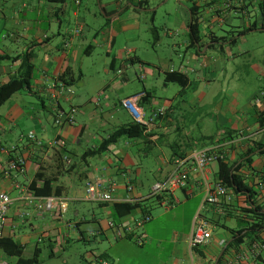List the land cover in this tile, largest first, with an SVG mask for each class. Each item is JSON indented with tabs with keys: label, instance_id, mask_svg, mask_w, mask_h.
I'll return each mask as SVG.
<instances>
[{
	"label": "crops",
	"instance_id": "obj_1",
	"mask_svg": "<svg viewBox=\"0 0 264 264\" xmlns=\"http://www.w3.org/2000/svg\"><path fill=\"white\" fill-rule=\"evenodd\" d=\"M145 1L149 4H163L167 0ZM178 1L181 9L178 22L185 30L179 43L182 52L179 55L178 67L170 64L163 69L158 68L155 72H162L165 77L167 71H177L185 76L187 79L183 85L178 83L181 87L178 94L185 97L194 110L207 108L208 119L214 123V129L201 134L199 138L203 141L199 144L192 142V137L187 135L184 127L173 124L172 105L157 104L152 90L145 87L118 98L112 111L118 115L120 124L107 130L104 136L86 138V124L77 126L75 117L72 125H56L54 114L58 109L65 110L63 103L69 104V110L75 107L71 104L72 94L68 85L64 84L62 91L57 90L60 82L58 76L66 69L80 73V65L76 67L74 64L80 53L88 54L92 46L90 44L84 47L81 40L84 21L77 15L76 10H72L80 31H75V34L68 33L63 39H58L62 17L68 13L66 1L57 3L47 0H0V85L20 74L26 59L32 64L29 87L14 92L0 106V193H6L11 198L5 222L0 227V237H10L19 244L22 251L18 257L6 254L0 248V262L25 264L19 259L28 260L37 256V261L32 264H38L42 244L47 243L51 248L50 254L53 255L51 246L55 243L61 244L60 239L65 243L72 237L85 241L93 234L98 235L102 247V250L93 252L89 257L93 264H100V259L108 264H222L224 257L217 261L232 240L233 233L244 226L249 218L247 213L240 210L249 203L247 195L234 194L229 189V199H221L216 205L203 204V186L199 178L192 173L184 188L162 194L164 196L161 200L156 201L161 208L154 211V214L142 202L140 206L120 216L117 214L122 208L116 211L113 207L115 202L92 201L85 196L86 183L90 181L98 184V188L103 191L113 184V194L117 199L127 195L144 199L149 197V193L147 196L134 194L132 179L123 176L128 166L141 163L140 157L147 158L155 150L162 156L164 167L159 168L160 177L154 182L156 183L172 169L177 157L225 142L243 133L246 139L226 148L224 158L235 166L242 161L241 153L249 147H257V144L263 143L246 156H250L251 161L238 169V173L255 191L252 199L256 203L260 202L259 185L264 184L260 180L261 176H264V156L260 155L264 153V127L259 124V113L264 109V101L259 102L258 95L260 90H264V64L254 77L253 83L248 84L244 78L235 76L238 68L227 66L222 56L232 59L234 55L229 52L230 45L238 38L244 37L246 32L264 31L260 28L264 23V0H193L199 9L198 23L201 30V38L193 49L188 48L187 34L189 6L192 1ZM73 2L78 5L81 0ZM130 8L139 9L132 6L128 0H112L102 5V14L105 19H116L125 26L129 19L121 18ZM252 22L256 23V29L241 32ZM108 31L115 34L111 29ZM104 36L106 38V35ZM216 36L225 38L213 39ZM246 52V49H241L240 57L246 56ZM113 56L114 65L110 67L108 64V68L115 69L117 74L122 73V67L137 60L131 50ZM140 76L139 78L143 79L144 76ZM125 80L122 78L123 82ZM26 93L37 98L43 110L42 114L37 111L36 103L23 98L27 97ZM141 93H148L147 98L143 101L138 97L136 103L146 116L159 106L166 107V111L152 124L151 131L138 137L126 136L121 144H117V140L109 145L106 151L90 154L89 150L96 148L117 127L134 121L129 111L121 105V101L125 97ZM87 107V103L78 105L77 112ZM47 110L50 111L49 117L46 113L44 115ZM20 123L30 127L27 133L14 129ZM175 131L179 133V137L169 143ZM29 132L35 133V140L28 139ZM54 138L64 139L65 146H49L48 143ZM2 140L5 143H2ZM7 140L11 142L7 143ZM82 144H85V147H82ZM161 146H168L170 153L163 152ZM64 156L67 159H64ZM16 157L25 159L23 173L7 170L8 162ZM216 171L217 163L215 166L210 164V179L216 178ZM45 181L49 182L52 191L51 195L47 196L56 198V205L50 211L44 208L43 198L47 196L34 193V188H40ZM30 199H33L32 203H29ZM60 200L67 204L65 212H61L59 208ZM70 202L74 203L73 218L63 221V214L69 210ZM82 202L95 203L102 216L97 217L92 211L88 220ZM201 211H207L211 217L202 215ZM145 213H149L151 218L136 226V222L141 220ZM222 215L226 220L234 218L237 225L230 227L221 223ZM167 221H172V224H185L181 230L170 226L171 236L165 237ZM110 222L115 225L110 226ZM199 223L211 232V238L207 243L192 248L189 244L190 234ZM121 225L128 226L129 230L126 235L117 236V228ZM219 228L221 229L216 230ZM135 237H141L143 242L138 244ZM232 246L234 245L228 247ZM228 252L227 249L224 255ZM63 263L67 264L68 261L64 260ZM73 264L81 263L75 261Z\"/></svg>",
	"mask_w": 264,
	"mask_h": 264
},
{
	"label": "rangeland",
	"instance_id": "obj_2",
	"mask_svg": "<svg viewBox=\"0 0 264 264\" xmlns=\"http://www.w3.org/2000/svg\"><path fill=\"white\" fill-rule=\"evenodd\" d=\"M109 1L112 0H81L80 4L75 5L73 0H66L68 13L62 17V27L57 38L63 39L68 33L75 34L78 26L76 18L72 15V10H76L77 15L84 21L83 32L81 33L83 45L85 47L92 44L90 52L88 54L81 52L76 64H74L76 67L80 65L82 73L80 72L79 80L68 85L72 94L71 104L75 106L73 117H75L77 126L86 124V138L96 135L104 136L107 130L120 124L121 120L118 115L112 111L118 98L125 93L142 90L145 87L152 90L157 104L172 105L173 124L184 127L183 130L188 132L189 137H192L194 144L201 143L203 140L199 136L214 129V123L208 119L207 108L194 110L193 107H190L188 100L178 94L181 88L178 83L165 82L164 73L155 72L158 68L163 69L170 64L178 67L179 55L182 52L179 43H181L182 35L185 32L178 22L181 15L179 1L167 0L163 4L160 2L150 4V10L127 9L121 18L129 19V23L125 26H122L121 21L117 22L116 19H105L102 14V5ZM109 29L115 31V34L109 32ZM243 38H245L244 41ZM241 49L248 51L246 56L240 57ZM127 50L133 51L137 60L129 66L122 67L120 74H117L115 69H109L108 64L111 56L113 54L118 55L120 52L124 53ZM229 52L234 57L228 59L227 56H222L223 62L234 69L238 68L235 76L244 78L248 84L253 83L254 77L264 64V31L246 32L244 37L238 38L236 42L230 45ZM220 54L217 53V55ZM74 74L77 76L78 71L76 70ZM141 74L144 76L143 79L139 78ZM122 78L126 79L125 82L122 81ZM165 83L166 86L164 87ZM26 95L27 97L23 96V98L36 103L37 111L42 114L43 110L37 98L27 93ZM85 103L89 107L77 112L78 105L82 106ZM62 107L69 110V104L63 103ZM49 112L48 110L44 111V115L46 113L49 117ZM29 128V126L20 123L14 129L17 132L21 130L27 133ZM125 137L119 138L117 144H121ZM177 137H179V133L173 132L169 143L174 142ZM6 142L10 143L11 140ZM2 143L5 142L2 140ZM82 147H85V144H82ZM160 148L163 152L170 153L168 146H161ZM260 155L264 156V153ZM140 159L141 163L137 166H128L123 176L132 179L134 194L147 196L150 187L160 177L159 168L164 167V165L162 164V156L157 150L147 158L140 157ZM216 163V161L212 162L213 166ZM143 202L153 214L154 211L161 208L153 197L147 198ZM82 204L88 220L92 211L97 217L102 216L99 214L95 203L82 202ZM73 205L74 203L70 202L69 210L63 214V221L72 220ZM201 214L211 217L207 211H201ZM167 222L165 237L171 236L170 226L181 230L185 224L184 222L173 224L172 221ZM220 222L230 227L237 225L234 218L226 220L223 215ZM92 226L93 224H91ZM70 237H72L71 234ZM60 240L61 244L55 243L51 246L53 255L50 254L51 248L47 243L42 244L38 264H64V260L68 261L67 264H73L75 261L81 264H93L89 261V257L93 252L102 250L98 235L92 234L85 241L73 237L69 239L68 243ZM83 256L84 259H82Z\"/></svg>",
	"mask_w": 264,
	"mask_h": 264
},
{
	"label": "built area",
	"instance_id": "obj_3",
	"mask_svg": "<svg viewBox=\"0 0 264 264\" xmlns=\"http://www.w3.org/2000/svg\"><path fill=\"white\" fill-rule=\"evenodd\" d=\"M80 28H77L76 32H79ZM142 77V75L140 76ZM59 91H62L64 84L59 82ZM141 94H136L133 96H128L122 99L121 105L126 108L131 114L133 120L143 126L144 133H149L151 131V126L155 122L156 118L162 115L166 111L165 106H159L150 115L146 116L143 109L139 107L136 103L137 98L142 96ZM55 97V96H54ZM264 101V90L259 91L258 101ZM75 109L71 108L68 111L58 109L54 114V123L56 125L74 124ZM28 139L35 140L36 136L34 132H29L27 134ZM246 139L245 134L239 133L235 138H231L222 143H217L209 147H204L196 149L191 153L177 157L173 162L172 169L167 173V175L158 182L154 183L151 187V191L148 196H153L156 194H166L172 192L174 189L184 188L189 179L190 174H195L200 183L203 186V204L216 205L221 199H229L230 192L229 189L221 183L217 178L210 179L208 176L209 166L212 162H217L218 159L225 157L224 151L230 146L239 144L240 141ZM49 146L63 147L66 142L61 138H54L48 143ZM64 159H67L64 156ZM7 170H16L23 173L25 171V159L23 157H16L8 162ZM98 184H93L90 181L86 183L85 196L86 199L92 201L100 202H135L140 201V197L124 196L122 199H117L114 197L115 186L113 184L109 185L107 190H100ZM260 189V202L264 204V184L259 185ZM44 208L48 211L52 210L56 205V198L53 196H47L43 198ZM33 199L29 200L32 203ZM11 204V198L6 193H0V227L3 225L6 219V214L8 207ZM59 208L61 212H65L67 204L60 200ZM151 218L149 213H145L143 218L136 222V226H140L143 222L148 221ZM110 226H114V222L109 223ZM128 226H119L117 228V236L126 235L128 232ZM211 238V232L204 228L202 223H199L191 231L189 244L190 247H196L207 243ZM135 241L138 244L143 242L141 237H135ZM231 248H228V253L224 257L222 264H264V227L250 238L241 242L240 244H233ZM96 259L99 260L98 256ZM100 264H108L104 260H99ZM0 264H4L0 262Z\"/></svg>",
	"mask_w": 264,
	"mask_h": 264
},
{
	"label": "trees",
	"instance_id": "obj_4",
	"mask_svg": "<svg viewBox=\"0 0 264 264\" xmlns=\"http://www.w3.org/2000/svg\"><path fill=\"white\" fill-rule=\"evenodd\" d=\"M50 2H57V3H64L66 0H47ZM131 2L132 5L138 6V8L148 9L150 4L145 0H128ZM192 4L189 6L190 17L191 21L188 22V36H189V44L188 48H194L195 45L199 42L201 38V30L198 23V12L199 9L197 6L194 5L193 0ZM138 9V10H139ZM154 13V12H153ZM257 25L255 22H252L248 27H244L241 32L248 31L250 29H256ZM261 29H264V23L260 26ZM225 38L224 36H216L213 39L219 40ZM2 57V56H0ZM132 58V57H131ZM114 65V56L112 55L109 66L113 67ZM32 73V64L29 59H26L24 63L23 71L11 77L9 80L5 81L0 85V106L16 91L28 88L30 85V78ZM80 78V73L75 76V74L70 70L66 69L62 74L58 76V80L65 85H70L74 82H77ZM165 80L166 81H174L181 85L187 79L185 76L180 74L177 71L165 73ZM148 94V93H147ZM147 94L140 96L139 100H145L147 98ZM145 104V102L143 103ZM259 124L261 127H264V109L259 113ZM144 133V128L140 124L135 121L120 125L117 127L112 133L108 135V137L104 138L101 143L94 149L89 150L90 154H98L106 151V149L112 143H115L120 137L122 136H142ZM263 143L257 144V147H249L245 152L241 153L240 157L242 161L235 165L233 163H229L227 159L222 158L218 159L217 161V171H216V178L223 183L228 189H230L234 194H244L249 197V203H246L245 206L241 207L240 210L244 213L249 215V218L245 221V225L241 228L237 229L233 235L232 240L230 243L225 247L223 254L220 256L217 262L220 261L221 257L225 254L228 246L232 244H239L243 239H248L255 234L258 230L264 227V204L256 203L252 197L255 191L245 182L242 175L238 173V169L241 165L249 163L251 161V157L249 155L252 151L256 148L261 147ZM261 182L264 183V176L260 178ZM34 193L36 195L47 196L51 195V187L48 181H45L40 188H34ZM164 195L156 194L153 196L146 197L141 199L140 201L135 202H115L113 203V207L116 211L119 208H122L121 211L118 212L117 215H124L129 213L132 209L140 206L143 201L147 198H154L156 201L161 200V197ZM246 230L244 233H242ZM245 239V240H246ZM0 248L9 255L18 256L21 255V248L19 244H17L13 239L10 237H0ZM22 263L25 264H32L37 261V256L30 258L28 260H24L22 258L19 259Z\"/></svg>",
	"mask_w": 264,
	"mask_h": 264
},
{
	"label": "water",
	"instance_id": "obj_5",
	"mask_svg": "<svg viewBox=\"0 0 264 264\" xmlns=\"http://www.w3.org/2000/svg\"><path fill=\"white\" fill-rule=\"evenodd\" d=\"M132 6H134V7H138V6H135V5H132ZM141 9V8H140ZM143 9V8H142ZM189 14H190V11H189ZM189 20L191 21V17L189 18ZM222 252H223V250L220 252V254L219 255H221L222 254Z\"/></svg>",
	"mask_w": 264,
	"mask_h": 264
}]
</instances>
